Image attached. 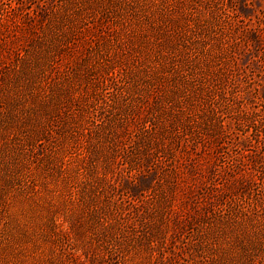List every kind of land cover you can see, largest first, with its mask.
<instances>
[{"label": "rangeland", "instance_id": "obj_1", "mask_svg": "<svg viewBox=\"0 0 264 264\" xmlns=\"http://www.w3.org/2000/svg\"><path fill=\"white\" fill-rule=\"evenodd\" d=\"M243 263L264 0H0V264Z\"/></svg>", "mask_w": 264, "mask_h": 264}, {"label": "trees", "instance_id": "obj_2", "mask_svg": "<svg viewBox=\"0 0 264 264\" xmlns=\"http://www.w3.org/2000/svg\"><path fill=\"white\" fill-rule=\"evenodd\" d=\"M239 138H242V135L240 134L239 135ZM246 138H247V136H246ZM193 142H195V144L194 145H196V146H198V141L197 140H194ZM236 146L238 147V148H240V149H244L243 147H242V143L240 144V141L238 142V143H236ZM165 155L163 154L161 157H164ZM194 160H195V157L193 158ZM192 160V159H191ZM243 171L245 172L246 171V168L245 169H243ZM242 173V175H241V177L239 178V179H241L242 180V182L244 183V181H246V180H244V179H246L247 177H248V175L249 174H247L246 172L245 173ZM240 175V174H239ZM237 176V174L236 175H233V179H235V178H237L236 177ZM219 195H221V194H223V190H219ZM210 193V192H209ZM199 199V198H198ZM211 199V198H210ZM129 200H130V202H132V203H135V202H137L138 201V199L137 198H135V197H133V196H129ZM207 202L208 203H212V201L210 200L209 201V199H207ZM210 209H211V211H213L215 214H217V215H219L220 217H228L227 215L229 214L228 213V211L227 210H225L223 207H220V206H216V205H213V206H211L210 207ZM230 212V211H229ZM205 216H207L206 214H205ZM243 264H245V263H243Z\"/></svg>", "mask_w": 264, "mask_h": 264}]
</instances>
